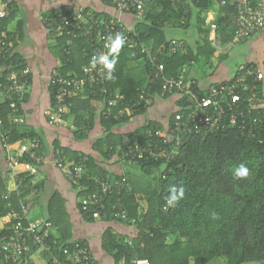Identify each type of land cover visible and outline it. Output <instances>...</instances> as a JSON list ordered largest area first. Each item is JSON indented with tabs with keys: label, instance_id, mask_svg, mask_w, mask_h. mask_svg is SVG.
<instances>
[{
	"label": "trees",
	"instance_id": "1",
	"mask_svg": "<svg viewBox=\"0 0 264 264\" xmlns=\"http://www.w3.org/2000/svg\"><path fill=\"white\" fill-rule=\"evenodd\" d=\"M212 4L217 5L218 15L214 22L209 24L203 14ZM68 10L66 8L62 11ZM19 11V5L14 0L11 15L1 23L7 27L15 50L21 43L20 38L24 37L25 20ZM54 13L57 12L50 11L43 17L52 16ZM236 18L235 0H227L224 5L221 0H181L176 8L172 0H150L146 5L144 17L137 20L130 31L131 37L135 38L136 34L137 44L134 47L125 45L119 48L118 53L111 52L109 55V59L115 56L116 64L108 83L124 97L121 106H130L133 113L120 119L105 118L99 114L105 132L96 139L95 150L106 160L119 158L118 148L122 143L123 133L132 132H119L115 128L149 110L143 106L134 107L140 89L146 87L153 94H161L163 83L160 79L149 83L152 76V57H155L157 62L164 63L166 74L174 78L181 75L183 67L188 63H191L188 68H209L213 65V58L220 55L209 39L212 25L219 41L227 44L234 39L237 30ZM193 25L199 33V39L192 44L189 40L180 38L185 41L187 52L168 55L164 48L172 39L168 36V30L172 27L188 28ZM48 35L51 39L52 34ZM87 43L82 37L55 38L52 49L60 60L57 68L63 74L83 73L84 65L90 63L83 51ZM86 48H89V45ZM15 56L27 65L17 50ZM220 57L223 60L226 55ZM249 67L258 66L253 63L244 65L245 69ZM245 69L238 67L229 81ZM257 84V92L262 97L264 81H258ZM50 89L53 98L51 86ZM26 97L25 95L24 100ZM167 97L168 95L165 98ZM96 99L99 100V97L91 89L69 96L72 106L64 118L74 116L76 138H87L94 128L97 118L93 102ZM17 104L22 105L20 101ZM1 116V130L10 142L28 137H38L41 142L34 128L25 123L14 122L15 114L9 101L1 103ZM261 116L264 121V110H261ZM146 122L151 126L161 124L160 121L151 119ZM146 122L132 134H142ZM40 145L41 143L39 147ZM55 148L63 149L64 157H71L76 163L82 156L62 147L58 142L55 143ZM88 156L87 173L81 180L82 186H87V189L80 192L82 197L97 190L98 184L92 177L109 175L94 156ZM1 158L0 155V214H5L10 210L9 202L19 209L22 201L32 191L38 190L42 183H36L31 175H24L25 185L19 188L20 192H14L9 200H4L1 193L6 185L2 176ZM22 159L30 161L27 155ZM133 163L139 168L140 174L124 173L130 185L128 188L124 187L120 194L115 192L104 197V210H100L96 205L84 210L83 202L79 204L81 212L88 220L97 215L115 219L114 205L121 197L128 216L131 220L135 219L139 234L132 242L114 237L109 230L103 236L104 245L110 247L116 264H134V261L140 258H148L152 264H212L220 258H224L226 264H264V130L257 138L243 135L238 127L207 136L186 135L174 160L144 159ZM240 164L248 169L246 177L235 175L234 170ZM89 177L91 180H88ZM174 187L182 188L183 195L172 201L166 209L164 206L168 204ZM142 200L148 202L147 208L141 205ZM48 211L47 221L51 223L49 242L52 244V251L42 253L46 264L50 263L53 254L62 256L63 245L71 240H80L73 239L68 232L67 212L64 201L58 195L50 199ZM0 259H3L5 264H14L4 258ZM94 262L98 264L95 257Z\"/></svg>",
	"mask_w": 264,
	"mask_h": 264
},
{
	"label": "built area",
	"instance_id": "2",
	"mask_svg": "<svg viewBox=\"0 0 264 264\" xmlns=\"http://www.w3.org/2000/svg\"><path fill=\"white\" fill-rule=\"evenodd\" d=\"M119 12L129 13L136 20H141L146 12V5L150 0H101ZM181 0H172L176 8ZM227 0H221L224 5ZM237 9V30L234 39L227 44H222L212 26V35L209 36L211 44L220 53L224 46H232L235 43L245 42L264 27V0H235ZM14 0H0V131L3 125L1 116V103L9 101L14 111V122H24L22 117V105L25 95L31 83L32 71L24 62L16 57L13 40L9 37L6 26L2 21L7 19L13 10ZM47 32L52 34L51 39L57 36H69L72 39L85 38L89 48L84 47L85 56L90 63L84 65L81 75H65L58 68H53L49 74L50 86L53 89V107L48 112V120L52 124H61L64 115L72 106L69 96L82 94L91 89L98 95L103 107L100 114L105 118L115 119L131 116L133 110L130 106H121L123 96L119 91L111 88L108 83L107 68L99 62L92 66L93 56H108L114 47L113 41L117 36L122 40L119 48L128 45L134 47L137 44L136 34L130 36L131 27L122 19L100 15L95 10L80 5L66 12L59 11L52 16L42 18ZM208 23V22H207ZM111 37V39H109ZM168 55L186 53L187 46L183 39L172 38L164 46ZM152 79H160L163 90L160 95L151 93L146 87L140 89L139 98L134 104L135 108L145 107L150 109L158 98L174 99L175 110L169 112L160 121L161 124L151 126L146 122L142 134L136 135L123 133L122 143L118 148L119 159L125 164H131L136 160H174L179 154V146L186 135L196 134L207 136L213 133L238 127L243 135L257 138L264 130V121L261 110H264V96L257 92V82L264 81V67L241 66L242 73L238 72L236 78L228 82L209 83L202 85L197 78L187 75L188 63L183 67L178 78L166 74L165 64L157 62L155 57L151 59ZM166 95H168L167 98ZM137 110V109H136ZM174 113V116L173 115ZM40 139L38 137L26 138L21 142H10L7 135L2 136L3 148L8 151L6 155L7 175L14 180L15 189L25 185V178L18 172V167L28 164V170L36 171L35 165L40 162L38 154ZM19 144L16 150L19 155L10 153L14 146ZM55 161L66 178L80 191L87 189L82 186L81 180L87 173L86 164L88 155H82L75 164H70L64 151L55 148ZM27 155L30 159H22ZM98 184L97 190L83 196L82 207L87 210L91 205L99 206L104 210L102 202L104 197L121 193L124 187L130 185L124 173L118 175H97L92 177ZM91 180V177L88 178ZM11 193L3 195L9 199ZM11 205V204H10ZM169 203L164 206L168 208ZM114 218L125 223L135 222L130 219L127 210L120 197L114 205ZM99 214V213H98ZM31 210L27 206L17 210L11 206L6 214H0V258L12 261L14 264H31L32 255L45 251H52L49 242L50 223L43 218L30 216ZM100 216V215H97ZM61 257L53 254L49 264H96L91 248L86 241H69L61 248ZM134 264H152L148 258H140Z\"/></svg>",
	"mask_w": 264,
	"mask_h": 264
},
{
	"label": "crops",
	"instance_id": "3",
	"mask_svg": "<svg viewBox=\"0 0 264 264\" xmlns=\"http://www.w3.org/2000/svg\"><path fill=\"white\" fill-rule=\"evenodd\" d=\"M16 3L19 5L20 15L25 20L24 37L20 38L21 43L25 40V36L27 35V26L30 18H35V22L33 23L34 27L40 25L43 36L49 38L46 26L42 21L44 14L53 10L54 12H59L66 8L70 10L80 5H85L102 16L107 15L109 17L120 18L131 28L138 22L133 15L119 12L101 0H16ZM203 15L209 24L213 23L218 15L217 5L212 4ZM212 32L213 31H210V36ZM168 36L169 38H185L192 44L199 39V33L196 31L194 25L188 28L172 27L168 30ZM49 40H51V42L48 45L49 50L47 54H42L44 50L43 46L38 47L33 43L32 46H26L22 51L19 49L20 45L16 47L17 52L23 56L27 66L32 71L31 83L28 88V93L26 94L27 97L22 103V117L24 122L17 123H25L30 128H34L41 138V145L38 147L40 162L35 165L36 171L31 172L28 170V163L19 166L18 172H20L22 176L31 175L36 183L38 181L42 183L41 187L36 191H32L29 196L22 201L21 207L16 209L21 210L23 205L27 206V208L31 210V217L47 220L49 216V201L53 196L58 195L64 201V208L67 212V221L69 223L68 232L71 237L73 239H80L81 241L88 242L98 264H116L110 247L104 245L103 236L105 232L109 230L114 237L126 242H132L139 234L137 224L135 222L125 223L117 219H106L102 216H95L92 220L86 219L79 207L83 198L80 193L81 191L66 178L63 171L56 165L54 154L55 143L58 142L62 147L68 148L79 155L94 156L98 163L108 171L109 175H118L126 172L139 175L140 170L136 167L135 163L125 164L117 157H114L111 161L106 160L99 151L95 150L94 143L96 139L103 136L105 132L100 123L99 114L103 107L100 100L96 99L93 102L96 108L97 122L85 139L75 137L74 133L77 127L74 123V116L66 118L61 124H52L49 122L47 114L52 109L54 103L50 89L49 74L53 68H57L60 65V60L52 49L55 40L53 41L50 38ZM242 43L245 44L248 54L245 55L239 67L249 63L256 64L259 68L264 67V27L249 40ZM231 48L232 46L229 47V45H225L222 52L219 53L220 55L213 58L212 62L215 66L213 71L208 72V67L204 66H191L187 70V75L197 78L204 86H207L209 83L229 81L234 76L237 69L232 71L228 76L224 74L223 77L215 78L214 75L219 70V63L222 62L220 56L225 55L228 49ZM174 99L175 98H158L155 104L145 114L131 118L128 122L116 127L115 130L119 132H134L138 127L142 126L147 119L156 121L163 120L169 112L175 110L176 106L174 104ZM3 135L4 133L1 130V167L2 176L6 185L5 190L1 193V197L3 198L5 193L10 192V199L14 192H20V190H16L14 180L6 176V155L8 151L3 148ZM22 140L24 139H20L15 143L21 142ZM18 146L19 144H16L14 150H10V153L19 155V150H16ZM67 158L70 164L76 163L75 159H71V157ZM140 203L144 208L148 207V202L146 200H142ZM8 206H10V208L11 206L14 207L12 202H9ZM0 225H2L1 221ZM38 259L44 261V264H46V260L42 254L36 253L32 255L33 264H37L36 260ZM0 264H5V261L0 259ZM212 264H226V260L224 258L216 259Z\"/></svg>",
	"mask_w": 264,
	"mask_h": 264
},
{
	"label": "rangeland",
	"instance_id": "4",
	"mask_svg": "<svg viewBox=\"0 0 264 264\" xmlns=\"http://www.w3.org/2000/svg\"><path fill=\"white\" fill-rule=\"evenodd\" d=\"M34 22H35L34 17L29 19V24L27 26V35L25 36V40L22 43H20L19 49L22 51V49H25L26 46H32L33 43L38 47L43 46L44 50L42 54H47L49 50L48 45L51 42V40H49L48 37L46 38L43 36L40 25L34 27L33 25ZM247 54L248 51L245 47V44L241 42L235 43L233 47L231 49H228V51L225 53L226 57L222 60V62L219 63L218 65L219 70L214 75V77L220 78L223 77L224 74H226V76L230 75L232 71L236 70L239 67V65L242 64L243 59ZM214 69L215 66L213 64L211 67L208 68L207 71L210 72L213 71ZM36 262L37 264H44V261L40 259L36 260Z\"/></svg>",
	"mask_w": 264,
	"mask_h": 264
},
{
	"label": "clouds",
	"instance_id": "5",
	"mask_svg": "<svg viewBox=\"0 0 264 264\" xmlns=\"http://www.w3.org/2000/svg\"><path fill=\"white\" fill-rule=\"evenodd\" d=\"M109 39H111V37H109ZM113 44H114V47L112 49V52L118 53L119 47L122 44L121 38L119 36H117L115 38V40L113 41ZM99 62H102L106 66V68L108 70V72H107L108 78H111L112 71L114 70V67L116 64L115 56H113L111 59H109L108 56H104V55H100L99 57L93 56V58L91 60L92 66L95 67L96 64ZM234 171H235V175L237 177H240V178L246 177L248 174V169L243 164H240ZM182 195H183V189L182 188L176 189L174 187L172 189V195L169 198V203H171L172 201H175L176 199H178L179 196H182Z\"/></svg>",
	"mask_w": 264,
	"mask_h": 264
}]
</instances>
